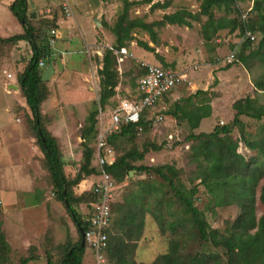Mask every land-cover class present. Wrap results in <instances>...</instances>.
I'll list each match as a JSON object with an SVG mask.
<instances>
[{
    "label": "rangeland",
    "instance_id": "1",
    "mask_svg": "<svg viewBox=\"0 0 264 264\" xmlns=\"http://www.w3.org/2000/svg\"><path fill=\"white\" fill-rule=\"evenodd\" d=\"M166 1L171 2L170 7L151 10L154 3ZM201 3L202 0H153L151 3H137L133 6L131 15L146 22H153L163 19L165 14L183 8L197 12ZM64 4L68 6L70 14L63 10ZM253 6L254 0H240L238 8L242 13L241 18L257 19L258 13L252 11ZM121 8V0H29V14L35 13V21L39 17L46 18L49 15L57 17L59 32L54 44L55 54L52 60L56 71L47 81L50 94L42 107L47 121L51 122L50 128L56 133L65 134V138L61 134L60 142L69 174L74 175L82 162V131L89 125L91 106L94 101H98L100 93L98 75L100 64L97 56L102 55L104 49L114 43L111 28ZM225 14L224 9H215L216 16ZM227 15L233 17L235 12ZM206 20L207 17H203L202 21L193 22L192 27L178 25L161 27L158 31L160 45H155L151 41L148 32L136 30L134 36L137 39L129 45L128 57L119 61V71L122 76L117 87L115 103L118 104L120 99H134L139 79L135 78L134 73L139 61L160 65L162 60L160 61L157 54L163 57L168 66L174 63L175 70L186 74L191 81L190 84L177 87L166 102L162 99L159 106L153 110L152 116L162 115L163 108H171L175 100L187 98L200 88L209 91L210 104L213 107L212 115L205 118L194 132L187 121L179 122L172 116L165 115L154 128L138 137L136 143L140 148L145 141L162 145L161 150L149 151L144 163L147 165L169 163L180 168L183 171L182 181L187 190L190 191L194 186L198 187L194 204L203 212L210 229L218 228L226 232L237 215V205L213 207V198L206 188L200 185L199 181H192L191 173L196 171V166L189 163L188 158L190 135L200 131H212L217 124L231 123L236 113L233 104L240 98L252 96L264 104V90L257 92L255 86L256 79H264V65L255 62L251 71L237 60L239 46L247 36L239 38V30L232 34L228 29L222 30L219 33L221 36L216 38L219 47L216 51H212L211 44L201 36L202 25ZM21 32H24V28L7 7V0H0V35L11 36ZM251 36L254 37L256 47L262 35L254 32ZM137 40L147 41L156 47V51L146 50ZM91 42L92 44L88 45ZM233 43H237L235 50L231 49ZM9 46L11 45L6 47L0 45V68L5 64L6 70L10 72L14 68L16 74H19L21 71L15 69L17 63L31 57L32 47L27 41H20L13 47ZM232 53L235 54V61L229 60ZM229 63L231 67L227 68ZM22 64L20 65L23 68ZM47 67L44 66L43 70ZM7 79V74L4 75L1 71L0 83H4ZM25 105V98L20 91L12 92L9 96H6L5 92H0V219L12 247L13 264H19L20 259L30 255L31 252L38 255V260L29 264H47V250L52 252L54 264H61L60 247L70 238L76 240L78 235L64 204L53 195L52 186L49 184V173L44 167V155L37 147L33 137L34 132L30 128L29 108L22 107ZM111 108L112 106L109 105L99 114L98 129L102 119L105 121V127L110 123ZM59 119L64 121L61 123ZM242 121L244 131L251 137L259 133L264 124V120L257 121L246 116L242 117ZM230 137L241 138V127H235ZM239 151L247 158L255 156V153L258 154L250 151L242 143ZM114 158L116 159L115 150ZM114 158L109 156V159ZM258 159L259 165L264 169V156L258 154ZM94 160L100 165L98 151ZM140 175L141 178L147 177L146 174ZM131 176L137 179L135 171ZM89 181L91 184L102 183V176L90 178ZM263 182L264 178L260 186ZM128 183L129 181L126 180L125 184ZM121 186L117 184L116 191L119 190L122 194L123 186ZM89 187L82 182L79 191H85ZM174 192L171 190V195L168 196L174 202L171 207L160 208L159 212L147 214V226L142 239L138 241L135 260L144 263L153 262L159 255L168 252L172 239L181 243L179 253L185 261L192 259L195 254L214 252L223 258L225 252L222 248L217 249L200 238L191 214L179 204ZM79 211L85 213L86 205H80ZM263 213L264 206L259 204L258 215ZM156 214L163 216L162 225L157 222ZM173 222L177 228V233L175 231L174 234L167 229ZM162 227L166 228L164 234L161 231ZM25 233L30 234L24 235ZM31 247L35 248L31 250ZM84 260V264H96L94 255L88 249Z\"/></svg>",
    "mask_w": 264,
    "mask_h": 264
},
{
    "label": "trees",
    "instance_id": "2",
    "mask_svg": "<svg viewBox=\"0 0 264 264\" xmlns=\"http://www.w3.org/2000/svg\"><path fill=\"white\" fill-rule=\"evenodd\" d=\"M121 1L122 8L111 28L114 43L104 49L101 57L97 56L100 64L98 69L100 93L98 101H94L91 106L89 125L82 131V162L74 175L69 174L65 166L60 142L61 136L65 138V134L56 133L50 128L51 122L47 121L42 107L50 94L48 82L42 80V75L43 67L51 65L54 59V45L50 40L52 37L57 40L58 37L59 26L56 15L39 17L35 21V13L29 14V0H14L9 5V9L22 24L24 32L8 37L0 35V45L4 47L9 44L13 47L20 41H27L32 47L31 57L28 60L22 58L24 69L18 74L20 92L26 101V105L22 107L29 108L30 128L34 132L33 137L37 147L44 155V167L49 173V184L52 186L53 195L64 204L78 235L76 240L70 238L60 247L61 264H84L86 250L92 252L84 234L92 228L94 213L90 204L99 199V193L95 191L97 182L91 184L89 180L100 177L103 173L102 167L94 160L97 154L96 141L100 132L98 118L107 106L111 105L113 110L119 104L115 103V99L122 73L119 71V56L116 50L128 49L131 42L137 39L134 36L136 30L148 32L151 41L155 45H160L158 31L161 27L167 25L192 27L193 22H200L203 17H207L202 25L201 36L211 44L212 51H216L219 47L216 38L221 36L219 33L222 30L228 29L231 34L239 30V38L245 36L247 30L251 33L259 32L262 35L259 44L255 47L254 39L246 36L236 56H238L237 60L251 71L255 62L264 65V0H254L252 11L258 13L257 19L241 18L242 13L238 8L240 0H202L197 12L183 8L165 14L163 19L153 22H146L131 15L132 8L137 3H151L153 0ZM170 6V1L157 2L151 6V10ZM217 8L224 9L226 14L216 16ZM231 12H235V16L227 15ZM53 29L56 30V34L52 33ZM137 42L146 50L156 51V47L147 41L137 40ZM236 48L237 43H233L231 49ZM157 57L164 62L162 56L157 54ZM41 61L44 65L40 64ZM162 62L160 66L172 67L170 69L175 70L174 63L168 66L166 62ZM227 66V68L231 67V63ZM146 72V67L139 62L134 76L138 79ZM255 86L257 92L264 90V79H256ZM177 87L164 93L153 107L147 108L139 122L124 124L119 131L108 134V142L115 150L116 159L112 164H105L104 170L113 177L116 184L123 186V192L121 194L119 190L116 191L110 202L112 217L110 225L105 229L108 237L107 256L112 264H264V213L258 215V205L264 206V182L260 186L264 178V169L259 165L258 159V154L264 156V124L261 131L251 137L244 131L242 121L243 116L257 121L264 120V104L256 97L240 98L233 104L236 113L231 123L217 124L212 131H200L190 135L188 158L189 163L196 166V171L191 173L192 181H199V184L206 188L213 198V207L237 205V215L232 220L229 230L224 232L218 228L210 229L203 212L194 204L198 187L194 186L190 191L187 190L182 181L183 171L180 168L169 163L159 165L144 163L149 151L161 150L163 146L145 141L140 148L136 143L138 137L146 134L156 125L155 117H150L153 110L159 106L162 99L166 102ZM182 100H176L169 109L163 108L162 116H172L179 122L187 121L194 132L205 118L212 115L210 93L200 88L196 93ZM59 121L62 123L63 119ZM235 127H241L239 139L230 137ZM241 143L258 154L255 153V156L247 158L239 151ZM132 171H135L137 179L131 176ZM140 174H146L147 177L141 178ZM126 180L129 181L128 184H125ZM82 182L90 186L85 191H79ZM259 186L261 190L258 195ZM171 190L175 191L179 204L191 214L200 238L217 249L222 248L225 252L223 258L214 252L195 254L192 259L185 261L179 253L181 243L172 239L168 252L159 255L153 262L144 263L135 260L138 241L142 239L147 226V214L159 212L160 208L171 207L174 204L169 199ZM82 204L86 205L87 210L83 214L79 211V206ZM162 219L163 216L156 214V220L161 225ZM167 229L173 234L175 231L177 233L174 222L170 223ZM161 231L164 234L166 228L162 227ZM33 248L35 247H31V250ZM12 259V247L0 219V264H13ZM53 259L52 252L47 250V264H54ZM36 260L38 255L31 252L30 255L23 256L19 264H29Z\"/></svg>",
    "mask_w": 264,
    "mask_h": 264
},
{
    "label": "built area",
    "instance_id": "3",
    "mask_svg": "<svg viewBox=\"0 0 264 264\" xmlns=\"http://www.w3.org/2000/svg\"><path fill=\"white\" fill-rule=\"evenodd\" d=\"M63 7L65 12L70 14L68 6L64 4ZM52 33L56 34V30L53 29ZM245 35L254 39V37L251 36V32L248 30ZM50 41L52 45L56 42L53 37ZM116 53L119 56V61H122L123 58L129 55V51L126 48H122L120 51L116 50ZM234 59L235 54L232 53L229 56V60ZM139 62L146 67L147 72L138 79L136 88L137 94L133 97L134 99H120L118 106L112 110L110 123L106 127L105 121L103 119L101 120L100 132L97 140V151L100 166L103 169V173L101 174L102 183H97L95 188V191L99 193V199L90 204L94 213L92 228L84 234L85 241H87L92 249L96 264H112L106 253L108 237L105 233V229L111 222L112 214L110 202L116 193L117 184L113 177L104 170L105 164H112L115 161L114 149L108 142V134L119 131L124 124L139 122L145 110L153 107L156 102L162 98L164 93L172 90L179 84H190L191 81L184 73L143 60ZM40 64L44 65V62L41 61ZM150 117L153 116L150 115ZM154 117L155 123H159L163 120L162 115ZM109 156L114 159H109Z\"/></svg>",
    "mask_w": 264,
    "mask_h": 264
},
{
    "label": "crops",
    "instance_id": "4",
    "mask_svg": "<svg viewBox=\"0 0 264 264\" xmlns=\"http://www.w3.org/2000/svg\"><path fill=\"white\" fill-rule=\"evenodd\" d=\"M14 0H7V7H9V5L13 2ZM2 36V35H1ZM3 37H8V36H3ZM91 43H89L88 45H91ZM16 54V53H15ZM128 57V56H127ZM13 60H14V57H13ZM23 62L21 61L20 63H17V67L15 68L16 70H20L22 71L24 69V67L22 68V66L20 64H22ZM24 66V64H22ZM5 64L2 68H0V75H1V71L2 73L5 75L7 74V80L5 81L4 80V83H0V92L3 93L5 92L6 93V96H9L12 94V92H16V91H20V85H19V81H18V78H14V77H18V74H16V72L14 71V68H12V71H8L6 70L5 68ZM55 67V66H54ZM2 69V70H1ZM55 71H56V68H55ZM11 75L10 77L8 75ZM197 77V76H196ZM11 89V91H9V89ZM11 92V93H9ZM9 99V97H8ZM176 101V100H175ZM9 103V102H8ZM64 121V120H63ZM21 145V144H19ZM29 145V143L27 144V146ZM17 184V183H16ZM23 230V229H22ZM24 231V230H23ZM30 231V230H29ZM27 234H30V233H25L24 235H27Z\"/></svg>",
    "mask_w": 264,
    "mask_h": 264
},
{
    "label": "water",
    "instance_id": "5",
    "mask_svg": "<svg viewBox=\"0 0 264 264\" xmlns=\"http://www.w3.org/2000/svg\"><path fill=\"white\" fill-rule=\"evenodd\" d=\"M54 72H55L54 65L53 64L49 65L43 72L42 80L48 81L51 78V76L53 75ZM132 172H131V174H132Z\"/></svg>",
    "mask_w": 264,
    "mask_h": 264
}]
</instances>
